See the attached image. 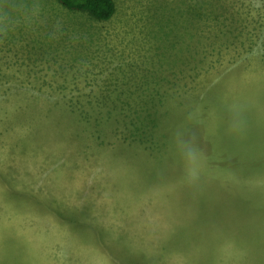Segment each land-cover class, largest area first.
<instances>
[{"label":"rangeland","instance_id":"374dc122","mask_svg":"<svg viewBox=\"0 0 264 264\" xmlns=\"http://www.w3.org/2000/svg\"><path fill=\"white\" fill-rule=\"evenodd\" d=\"M114 1L0 0V264H264V0Z\"/></svg>","mask_w":264,"mask_h":264},{"label":"trees","instance_id":"16d2710c","mask_svg":"<svg viewBox=\"0 0 264 264\" xmlns=\"http://www.w3.org/2000/svg\"><path fill=\"white\" fill-rule=\"evenodd\" d=\"M66 9L84 12L98 21H109L116 12L114 0H57Z\"/></svg>","mask_w":264,"mask_h":264},{"label":"snow or ice","instance_id":"6c2138e0","mask_svg":"<svg viewBox=\"0 0 264 264\" xmlns=\"http://www.w3.org/2000/svg\"><path fill=\"white\" fill-rule=\"evenodd\" d=\"M0 191H2V189H0Z\"/></svg>","mask_w":264,"mask_h":264},{"label":"bare ground","instance_id":"6f19581e","mask_svg":"<svg viewBox=\"0 0 264 264\" xmlns=\"http://www.w3.org/2000/svg\"><path fill=\"white\" fill-rule=\"evenodd\" d=\"M188 3V2H187Z\"/></svg>","mask_w":264,"mask_h":264}]
</instances>
